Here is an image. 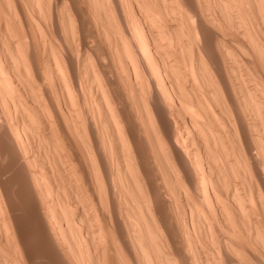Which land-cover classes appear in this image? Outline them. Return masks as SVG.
I'll list each match as a JSON object with an SVG mask.
<instances>
[{
  "label": "bare ground",
  "instance_id": "obj_1",
  "mask_svg": "<svg viewBox=\"0 0 264 264\" xmlns=\"http://www.w3.org/2000/svg\"><path fill=\"white\" fill-rule=\"evenodd\" d=\"M4 129L0 264H264V0H0Z\"/></svg>",
  "mask_w": 264,
  "mask_h": 264
},
{
  "label": "rangeland",
  "instance_id": "obj_2",
  "mask_svg": "<svg viewBox=\"0 0 264 264\" xmlns=\"http://www.w3.org/2000/svg\"><path fill=\"white\" fill-rule=\"evenodd\" d=\"M21 193L19 192V193H16V194H14L13 195V197H12V205H11V214L14 212V214L13 215H16V217L18 218V222L19 223H17V225H15V226H18V228H21V229H27L31 224H32V222L34 221L33 219L34 218H32L31 220H30V222H29V217H28V214H27V212L25 211V209H24V204H22L23 202H22V199H21ZM14 198V199H13ZM22 202V203H21ZM23 206H22V205ZM21 205V206H20ZM13 210H15V211H13ZM23 221V222H22ZM27 221V222H26ZM31 223V224H30ZM27 224V225H26ZM32 226V225H31ZM25 227V228H24ZM32 238V239H31ZM31 238H29V241H30V243H31V246L33 247V248H35L36 246H37V244H36V242L34 241V237L32 236Z\"/></svg>",
  "mask_w": 264,
  "mask_h": 264
},
{
  "label": "snow or ice",
  "instance_id": "obj_3",
  "mask_svg": "<svg viewBox=\"0 0 264 264\" xmlns=\"http://www.w3.org/2000/svg\"><path fill=\"white\" fill-rule=\"evenodd\" d=\"M12 148V139L7 129L0 131V154L10 152Z\"/></svg>",
  "mask_w": 264,
  "mask_h": 264
}]
</instances>
